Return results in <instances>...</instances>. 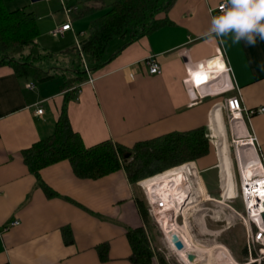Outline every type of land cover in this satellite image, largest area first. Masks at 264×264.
<instances>
[{
	"label": "crops",
	"instance_id": "crops-1",
	"mask_svg": "<svg viewBox=\"0 0 264 264\" xmlns=\"http://www.w3.org/2000/svg\"><path fill=\"white\" fill-rule=\"evenodd\" d=\"M4 1L9 11H28L31 5V0ZM69 1L72 4L45 0L38 14L31 11L36 14L40 34L41 29L51 34L66 23L72 29L60 37L72 30L74 36L77 34L76 45L62 50L60 59H51L42 68L38 67L41 56L33 60L52 78L53 70L69 72L64 86L58 90L39 87L31 77L18 76L10 65L0 66V264H133L127 231L140 227L148 231L139 205L146 199L140 185H133L124 169L83 179L68 160L44 167L38 176L25 164L23 151L54 133L68 91L76 88V98L69 102L67 111L71 126L87 147L108 140L133 147L140 141L203 126L217 134L223 114L220 112L221 121L218 118L216 123V106L233 93L193 99L188 88L193 87L192 74L196 77L199 71H217L220 77L225 65L232 68L233 82L241 89L244 104L249 109L264 107V72L257 68L264 61V42L249 48L243 42L232 44L231 36L221 43L220 38L209 40L203 35L211 17L220 14L217 7L227 0H175L168 11L157 15L166 19V24L136 39L120 38L113 50L109 46L105 63L91 71L92 82L89 75L81 81L75 71L77 58L71 50L79 47V36L85 29L73 22L89 17L90 27L91 20L104 11L105 6H100L104 0ZM74 6L95 11L74 19ZM57 11L64 13L66 20L56 18ZM37 39L38 54L42 55ZM150 56L161 65V75L148 72L144 61ZM250 59L256 63L249 64ZM213 62L222 66L209 67ZM29 82L36 84L35 90L27 88ZM39 107L44 110L42 115L36 113ZM244 132L257 137L264 160V112L253 115L250 121L245 118ZM214 148L211 142V152L195 161L200 171L215 165ZM250 149L256 154L257 149ZM221 151L219 147L222 161ZM222 175L225 185L223 170ZM40 182L55 194L47 195ZM15 221L20 224L12 225ZM149 264L159 262L154 256Z\"/></svg>",
	"mask_w": 264,
	"mask_h": 264
},
{
	"label": "trees",
	"instance_id": "trees-1",
	"mask_svg": "<svg viewBox=\"0 0 264 264\" xmlns=\"http://www.w3.org/2000/svg\"><path fill=\"white\" fill-rule=\"evenodd\" d=\"M174 2L112 0L102 15L91 20L88 35L80 40V47L75 46L71 50L77 58L74 67L78 78L81 81L87 78L85 64L90 71H94L105 63L107 51L114 39H136L166 24L167 20L158 19L157 15L168 11ZM94 11L87 6H74L71 14L74 19H79ZM39 35L34 12L24 8L9 11L5 1L0 0V66L10 65L21 77L37 76L41 81L52 78L33 63L40 57L36 43ZM75 95L76 88L65 95L54 133L23 151L25 164L37 176L44 167L68 160L79 178L97 179L124 169L130 182L136 185L171 168L197 161L211 152L210 130L207 126L140 141L133 147H125L111 140L87 147L71 126L68 116V104L76 98ZM40 185L47 195L55 194L43 182ZM139 205L148 228V204L143 199ZM127 236L133 249L130 257L132 263H151L155 253L150 245L149 231L144 227L131 229L127 231ZM67 239L70 240L69 236ZM247 254V249L243 247L242 255L247 256L246 262ZM158 262L167 264L163 256L158 257Z\"/></svg>",
	"mask_w": 264,
	"mask_h": 264
},
{
	"label": "rangeland",
	"instance_id": "rangeland-1",
	"mask_svg": "<svg viewBox=\"0 0 264 264\" xmlns=\"http://www.w3.org/2000/svg\"><path fill=\"white\" fill-rule=\"evenodd\" d=\"M55 1L58 2L59 0ZM111 1L112 0H104V3L100 4V6H105L102 10L105 11L106 4L110 3ZM65 3L67 5L72 4L69 0H65ZM89 4L94 3L90 2ZM41 7H45V0H39L36 2L31 1V5L28 7V11H35L38 14ZM104 11L100 12L102 13ZM55 16L62 21L66 20L65 14L61 11H57ZM88 19L89 17L84 18L83 20H76L77 23L73 22V24L78 25V27H82L85 29L83 32L84 34L79 36L80 40L88 35ZM85 22L87 23V25H85ZM76 28L77 27L75 26L74 29L77 30ZM75 36L74 31L72 30L69 31L65 37L55 38L49 32H43L41 29V34L37 40L40 45L39 50L42 52V55H40L42 58L40 57L41 63L38 67H46L51 59H54L55 61L60 59L62 50L71 48L72 46L76 45ZM120 41V38H116L112 41V43L110 44L112 50L118 45ZM52 74L53 78H50L49 80L41 81L40 77L37 76H31V78L39 87L46 86L52 89L56 88L55 90H58L57 88H59V86L61 85L64 86L65 82H67L70 77L69 72H67L66 70H53ZM222 114L223 121L221 129L217 131V134L214 129L210 130L211 142L214 143V150L215 152H217L216 163L214 166H212L211 169L209 168L205 171L200 172L205 192L204 196L206 198V200L200 207L201 211L189 212L190 223H188L187 226L184 225L182 227V218H179V225H173V228L168 226L166 227V229L170 228V230L173 229L174 231L179 232L181 228L188 227L191 240L195 241L198 246H202L200 248L204 249L208 253H204V251H200L198 253V251H195L194 248H190L188 244L186 248L190 250V253H197L201 260H203L205 256L207 264H214V259L220 258L221 255L219 256V254L222 253V250H220L219 248L221 246H224L232 256V258L239 264H246L250 263L252 258H261L258 248L249 250L247 247V228L242 218V216L246 215V212L244 209L243 197L241 193V174L239 168L241 166V169L243 170L246 163V159L243 155L247 154L248 152H252V150L250 149V147L252 146L248 145L250 134H247L245 132L244 134L240 132L238 133V130L235 129L233 125L234 122L232 116L226 111V109H222ZM236 145H239L238 148L240 150V166L238 163ZM219 147L220 151L224 147L227 148L229 159L231 161L235 192L230 196H226L225 193L223 194L222 190V184H224L222 170L223 173L225 170L223 169L224 161L219 160ZM222 152L223 151H221V153ZM254 172V169H250L247 175L251 177ZM224 186L226 192L228 183L225 182ZM141 193L144 198L145 195L142 188ZM148 220L150 245L155 253L154 256L157 258V260L159 256H163L167 264H184L180 260L179 253L170 246L167 238L165 239L164 230L157 223L156 219L150 215L149 211ZM243 247L247 249V262L245 260L247 256L242 255L241 248ZM205 248H210V252ZM259 264H264V258H261Z\"/></svg>",
	"mask_w": 264,
	"mask_h": 264
},
{
	"label": "built area",
	"instance_id": "built-area-1",
	"mask_svg": "<svg viewBox=\"0 0 264 264\" xmlns=\"http://www.w3.org/2000/svg\"><path fill=\"white\" fill-rule=\"evenodd\" d=\"M226 4L227 2H222L217 7V10L221 12L222 6H225ZM71 29V24L66 23L60 27H56L51 34L54 37H60L63 36L66 31ZM144 65L147 67L150 74H162V67L155 56L148 57L144 61ZM85 69L90 77L89 80L92 82L93 78L91 77V71L86 64ZM210 77H213V75L209 76V82L204 84L200 83L198 85V88L200 89L195 90L194 87L188 88L191 98L202 99L211 95L220 96L226 93H233L231 96L226 97L223 102L216 107L220 110H222V108L226 109V111L232 116L235 129L239 130L240 124L241 128L245 130V118L250 121L253 115L264 112V107L249 109L244 104L241 89L233 82V72L230 65H225L224 73L219 78L217 77L213 79ZM27 88L35 90L36 84L29 82L27 83ZM43 112L44 110L42 107H39L36 111L38 115H42ZM248 144L255 150L257 149L256 157L260 167L259 169H254L255 172L251 177L248 176L247 173L244 174L240 166L239 145H236L238 163L240 166L239 170L241 174V193L246 212V215L242 216V218L247 228L248 249L252 250L258 248L260 257L264 258V160L262 156L259 155V143L255 135H250ZM253 151L254 150L244 154L243 156H245V158H250L248 154H255ZM200 172L201 171L198 169L195 161H193L171 168L153 177L146 178L138 182L144 191L145 199L148 204V211L164 230L165 239V227L179 225V218H182V224L184 226L185 224L190 223L189 212L201 211L200 207L206 198L204 196L205 192ZM170 174H173V176L176 174V176L172 177L169 182H166L165 177ZM198 179L201 181V184H199ZM259 188H262V193L255 192L257 196L253 197L250 191L260 190ZM222 190L224 194V184H222ZM257 197L258 203H253L252 199ZM19 224V221L12 223L14 226ZM180 239L182 240V237H180ZM169 244L174 249L175 245L172 240L169 241ZM261 258H252L251 262L246 264H259Z\"/></svg>",
	"mask_w": 264,
	"mask_h": 264
},
{
	"label": "clouds",
	"instance_id": "clouds-1",
	"mask_svg": "<svg viewBox=\"0 0 264 264\" xmlns=\"http://www.w3.org/2000/svg\"><path fill=\"white\" fill-rule=\"evenodd\" d=\"M209 40L231 36L232 44L244 43L254 48L258 42H264V0H227L218 15H213L210 26L203 33ZM256 63L254 59L249 64ZM260 72H264V61L257 64Z\"/></svg>",
	"mask_w": 264,
	"mask_h": 264
},
{
	"label": "bare ground",
	"instance_id": "bare-ground-1",
	"mask_svg": "<svg viewBox=\"0 0 264 264\" xmlns=\"http://www.w3.org/2000/svg\"><path fill=\"white\" fill-rule=\"evenodd\" d=\"M214 63V64H213ZM212 63V66H210L209 65V67H212L213 68V66H215L216 64H217V66L218 67H221L222 66V63L220 62L219 64L218 63H216V62H213ZM209 64V63H208ZM224 70H225V68H224ZM198 71V70H197ZM204 71V70H203ZM223 71V70H222ZM217 72V71H216ZM216 72H213V71H211V73H209V74H207V73H205V72H202V71H199V72H197L196 74H199L201 77H202V80H201V82H197V80L195 79V76L192 74L191 76H192V78H193V87L195 86V85H199L200 83H207V82H209V76L210 75H213V77H210V78H213V79H215V78H217V73ZM224 72V71H223ZM223 72H222V74H223ZM213 73V74H212ZM221 74V75H222ZM219 78V77H218ZM195 88V87H194ZM195 90H196V88H195ZM220 112H222L218 107H217V109L215 110V122L216 123H218V118H219V121H221V119H220ZM238 130V129H237ZM242 133L243 134V128H241V125L239 124V130H238V133ZM224 134V133H223ZM223 149H225L224 151H223V155L221 154V158H222V160L224 161L223 163H224V166H223V169L225 170L224 171V175H225V177H226V183H228V188H227V190H226V192H225V195L226 196H230V195H233L234 194V192H235V190H234V179H233V172H232V166H231V161H230V159H229V155H228V151H227V148H223ZM249 155V157L250 158H245V156H244V158L246 159V163H245V166H244V168H243V173L245 174V173H248L249 172V170L250 169H259V162H258V159H257V157H256V154H248ZM252 156H253V158H252ZM247 157V156H246ZM248 159V160H247ZM222 164V163H221ZM247 171V172H246ZM175 173V172H174ZM178 175V174H177ZM176 176V174H174V176H173V174H170L169 176H167V177H165V179H166V182L168 181H170L171 180V178L172 177H175ZM158 179V178H157ZM153 188H154V186H153ZM260 190H256V191H250L251 193H252V195H253V197L254 196H257V194H255V192H258V193H262V188H259ZM259 195V194H258ZM262 195V194H261ZM235 197V196H234ZM257 199H258V197L257 198H253L252 199V202L253 203H258V201H257ZM188 224V223H187ZM187 224H185L186 226H187ZM182 227H183V225H181ZM169 227H171V228H173L174 226H169ZM180 229V228H179ZM165 231H166V238H167V241H168V243H169V241L172 239V237H173V235H177V236H179V237H182V241L185 243V249L184 250H182V251H179V250H177L176 249V247H174V249L179 253V255H180V260L184 263V264H207V260H205V256H204V258H203V260H201V258L197 255V253H194L196 256H195V260L194 261H191L190 259H189V254H190V250L188 249V248H186L187 247V244H188V246H190V248H194L195 249V251H198V253L200 252V251H204V253H208V252H206L204 249H201L200 247H202V246H198V244L195 242V241H193V240H191V238H190V233H189V229H188V227H184V228H181L180 229V231L179 232H177V231H174L173 229L172 230H170V228L169 229H166V227H165ZM205 249H207L209 252H210V248H205ZM220 250H222V253L221 254H219V256H220V258H218V259H214V264H239L237 261H235L233 258H232V256L229 254V252H228V250L224 247V246H221L220 248H219ZM192 251V250H191Z\"/></svg>",
	"mask_w": 264,
	"mask_h": 264
},
{
	"label": "water",
	"instance_id": "water-1",
	"mask_svg": "<svg viewBox=\"0 0 264 264\" xmlns=\"http://www.w3.org/2000/svg\"><path fill=\"white\" fill-rule=\"evenodd\" d=\"M31 1H32V2H36V1H39V0H31ZM127 156H129V155L127 154ZM263 217H264V215H263ZM171 240L173 241V243H174V245H175V247H176L177 250L182 251V250L185 249V244H184V242L180 239L179 236H177V235H173V237H172ZM195 256H196V255H195L194 253H190V254H189V259H190L191 261H194V260H195Z\"/></svg>",
	"mask_w": 264,
	"mask_h": 264
},
{
	"label": "snow or ice",
	"instance_id": "snow-or-ice-1",
	"mask_svg": "<svg viewBox=\"0 0 264 264\" xmlns=\"http://www.w3.org/2000/svg\"><path fill=\"white\" fill-rule=\"evenodd\" d=\"M195 78L197 79L198 83L201 82V80H202V77L199 74H196Z\"/></svg>",
	"mask_w": 264,
	"mask_h": 264
}]
</instances>
